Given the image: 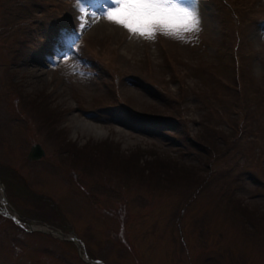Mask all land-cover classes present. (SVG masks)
I'll use <instances>...</instances> for the list:
<instances>
[{"label": "rangeland", "instance_id": "rangeland-1", "mask_svg": "<svg viewBox=\"0 0 264 264\" xmlns=\"http://www.w3.org/2000/svg\"><path fill=\"white\" fill-rule=\"evenodd\" d=\"M197 6L180 40L0 0V264H264V0Z\"/></svg>", "mask_w": 264, "mask_h": 264}, {"label": "snow or ice", "instance_id": "snow-or-ice-1", "mask_svg": "<svg viewBox=\"0 0 264 264\" xmlns=\"http://www.w3.org/2000/svg\"><path fill=\"white\" fill-rule=\"evenodd\" d=\"M79 28L90 26L98 18H106L132 34L155 38L157 32L186 40V34L200 30L201 17L197 0L192 6L180 0H76ZM68 49L75 46V38L64 37Z\"/></svg>", "mask_w": 264, "mask_h": 264}, {"label": "water", "instance_id": "water-1", "mask_svg": "<svg viewBox=\"0 0 264 264\" xmlns=\"http://www.w3.org/2000/svg\"><path fill=\"white\" fill-rule=\"evenodd\" d=\"M44 155V150L40 146V144H33L31 146V149L28 154V158L33 160V159H39L41 156ZM49 232L54 233L53 231L49 230Z\"/></svg>", "mask_w": 264, "mask_h": 264}, {"label": "bare ground", "instance_id": "bare-ground-1", "mask_svg": "<svg viewBox=\"0 0 264 264\" xmlns=\"http://www.w3.org/2000/svg\"><path fill=\"white\" fill-rule=\"evenodd\" d=\"M110 1V0H109ZM77 15L79 16V12H77ZM86 86V85H85ZM88 123V124H87ZM79 126L81 127V129L83 130H96L97 133H99L98 131H101L100 128L98 126H95L92 123L89 122H81L79 123ZM85 127V128H84Z\"/></svg>", "mask_w": 264, "mask_h": 264}, {"label": "trees", "instance_id": "trees-1", "mask_svg": "<svg viewBox=\"0 0 264 264\" xmlns=\"http://www.w3.org/2000/svg\"><path fill=\"white\" fill-rule=\"evenodd\" d=\"M233 72H234V67H233ZM232 78L235 79V77H234L233 75H232ZM248 99H250V98H247V100H248ZM246 103H247V102H246ZM190 172H191V170H190V171H185V176H188V177H189ZM188 180H189V179H186V178H185V183L189 182ZM241 213H242V212H241Z\"/></svg>", "mask_w": 264, "mask_h": 264}]
</instances>
